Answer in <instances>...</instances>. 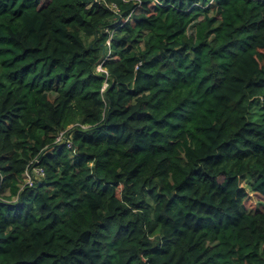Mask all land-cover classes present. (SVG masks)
<instances>
[{"label":"trees","instance_id":"1","mask_svg":"<svg viewBox=\"0 0 264 264\" xmlns=\"http://www.w3.org/2000/svg\"><path fill=\"white\" fill-rule=\"evenodd\" d=\"M244 178L264 0H0V264H264Z\"/></svg>","mask_w":264,"mask_h":264},{"label":"built area","instance_id":"2","mask_svg":"<svg viewBox=\"0 0 264 264\" xmlns=\"http://www.w3.org/2000/svg\"><path fill=\"white\" fill-rule=\"evenodd\" d=\"M98 69V68H97ZM100 71V70H98ZM68 130H63L61 131L55 139V142L58 144H68L69 147H71L73 145V141L71 139V136L68 134L67 132ZM39 162V160L37 158H35L34 160L31 161V163H33V167H29L26 171H25V180L29 185H33L35 180L41 177L45 176V170L44 167L37 166V163Z\"/></svg>","mask_w":264,"mask_h":264},{"label":"rangeland","instance_id":"3","mask_svg":"<svg viewBox=\"0 0 264 264\" xmlns=\"http://www.w3.org/2000/svg\"><path fill=\"white\" fill-rule=\"evenodd\" d=\"M108 43H111L110 40L108 41ZM97 70L106 71L102 64L98 65ZM250 183H251L250 179H247V178L243 179V185H245L246 189L249 191V196L245 201V205L247 206L248 209H251V210L264 209V200L262 196H260L259 194H256L255 192H251Z\"/></svg>","mask_w":264,"mask_h":264},{"label":"clouds","instance_id":"4","mask_svg":"<svg viewBox=\"0 0 264 264\" xmlns=\"http://www.w3.org/2000/svg\"><path fill=\"white\" fill-rule=\"evenodd\" d=\"M42 167H43V166H42ZM28 168H29V166H28ZM28 168H27V169H28ZM27 169H26V170H27ZM44 170H45V169H44ZM23 177H24V184H28V183L26 182V180H25V172H24V174H23ZM41 178H43V177H41ZM41 178L36 179L35 182H36L37 180H41ZM35 182H34V183H35ZM28 185H29V184H28ZM30 186H31V185H30Z\"/></svg>","mask_w":264,"mask_h":264}]
</instances>
